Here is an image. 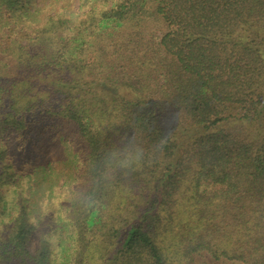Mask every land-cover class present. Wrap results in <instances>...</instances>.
Here are the masks:
<instances>
[{
    "label": "trees",
    "instance_id": "trees-1",
    "mask_svg": "<svg viewBox=\"0 0 264 264\" xmlns=\"http://www.w3.org/2000/svg\"><path fill=\"white\" fill-rule=\"evenodd\" d=\"M41 2L0 0V264H264V0Z\"/></svg>",
    "mask_w": 264,
    "mask_h": 264
},
{
    "label": "rangeland",
    "instance_id": "rangeland-1",
    "mask_svg": "<svg viewBox=\"0 0 264 264\" xmlns=\"http://www.w3.org/2000/svg\"><path fill=\"white\" fill-rule=\"evenodd\" d=\"M41 1L42 0H36V2H38L39 6H42ZM66 1L67 0H60L58 2V4H56V3H53L52 0H45L44 5H46L45 7H47L48 9H50V7H51L53 10H55V8H57V7H63V5H66L68 10H71V11H77L78 10V0H73V2L69 3V6H68V4H66Z\"/></svg>",
    "mask_w": 264,
    "mask_h": 264
}]
</instances>
